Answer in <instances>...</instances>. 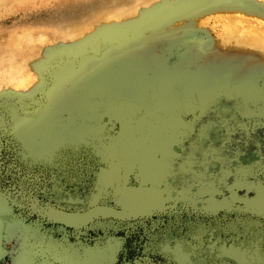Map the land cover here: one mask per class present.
Segmentation results:
<instances>
[{"label": "rangeland", "instance_id": "rangeland-1", "mask_svg": "<svg viewBox=\"0 0 264 264\" xmlns=\"http://www.w3.org/2000/svg\"><path fill=\"white\" fill-rule=\"evenodd\" d=\"M124 1L0 0V264H264V58L215 18L135 43L195 0L71 42Z\"/></svg>", "mask_w": 264, "mask_h": 264}, {"label": "bare ground", "instance_id": "bare-ground-1", "mask_svg": "<svg viewBox=\"0 0 264 264\" xmlns=\"http://www.w3.org/2000/svg\"><path fill=\"white\" fill-rule=\"evenodd\" d=\"M128 1L130 2V5H127V7H121L122 9L115 10L109 9L106 12L101 13L95 20L84 25L81 29L72 32L69 36L71 42L75 44L87 39L90 36L91 31L95 29L98 30L113 26H123L135 21L139 18V15L142 12L151 10L162 2V0ZM165 1L169 3L179 1L186 2V0ZM123 2L127 1L121 0V3ZM211 18H215L218 21L222 20L225 23L224 35L218 41L220 47H225L224 44H228L226 46H254L259 50L261 57L264 58V30L259 28L252 29L249 26L244 27V25H241L243 22H248L251 19L257 24L264 25V0H195V4L192 6H186L176 14L175 20L177 19V24L174 25V28L176 27L177 30L175 32L166 30L160 33H158V31L156 32L158 34H156L154 31L155 28L159 29L162 25H158L159 22L157 21L149 25V27H147L148 29L145 28L147 30H144L143 34L140 36L138 35V40L135 43H147L151 45L160 44L164 46L165 43L168 44L171 39L179 36V32L200 30V28L205 27L208 23L207 20ZM9 81V85L14 88L29 90L36 86L38 78L33 73L22 71L15 76L9 77ZM71 81V75L69 74H67L66 78L59 81L58 90L54 93L56 97H59L64 90H68L72 86Z\"/></svg>", "mask_w": 264, "mask_h": 264}, {"label": "water", "instance_id": "water-1", "mask_svg": "<svg viewBox=\"0 0 264 264\" xmlns=\"http://www.w3.org/2000/svg\"><path fill=\"white\" fill-rule=\"evenodd\" d=\"M219 159H221V161L228 166L225 165H221V171L218 174V177L215 179V184H217V186H220V184L229 176L237 173L234 165H232L231 163L227 164V162L225 161V159H223V157H219ZM197 176V175H196ZM196 176H193L191 178V180L189 182H195L196 180ZM180 183H183V180L180 181ZM179 183V184H180ZM214 194H218L217 190H211V191H205L201 194V197H207V196H212Z\"/></svg>", "mask_w": 264, "mask_h": 264}]
</instances>
